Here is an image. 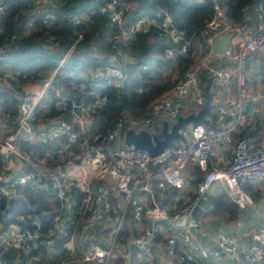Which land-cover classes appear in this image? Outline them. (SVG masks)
<instances>
[{"label":"built area","instance_id":"built-area-1","mask_svg":"<svg viewBox=\"0 0 264 264\" xmlns=\"http://www.w3.org/2000/svg\"><path fill=\"white\" fill-rule=\"evenodd\" d=\"M8 1L0 0V13ZM40 1L48 0H35V4ZM213 1V15L202 28L204 53L181 79L157 94L141 116L122 108L105 134L90 138L85 119L76 113L78 108L88 117L93 107L102 106L106 101L107 87L124 85L128 75L126 64L131 59L122 51V45L134 31L147 32L154 26L157 36H166L172 41L165 48V57L190 55V42L167 12L162 13L160 20L142 16L125 28L121 12L114 10L119 0H110L107 4L111 10L109 22L120 26V30L110 33L111 52L105 62L89 71L93 89L87 92L95 94L94 103L76 101L62 94L57 70L65 61L63 56L55 68L34 82L39 85L38 91L20 94L13 115L0 114L3 162L0 215L7 216V221L0 216V264L9 262L4 255L12 250L16 254L11 264L20 263V253L27 255L23 264L42 259L53 260V264H114L121 258L129 264L131 250L148 256L154 249L156 235L164 232L166 253L180 264L197 262L193 254L180 249L179 239L189 243L193 253L202 258H225L230 264H260L264 260V224L250 231L246 249L239 248L237 240L222 231L215 234L216 247L204 248L190 230L202 224V218L193 216L192 210L213 185L225 182L232 200L239 208H245L254 200L246 186L258 180L263 187L260 200L264 202V136L260 141H252L242 134L255 113L259 112L258 119L264 117V91L252 92L241 71L246 56L255 55L264 61L262 3L246 5L244 19L233 21ZM246 12L253 19L246 17ZM85 17L83 13L73 14L70 22L77 24ZM31 22L32 18L28 25ZM225 34L228 43L218 54L214 41ZM81 37L79 32L74 42ZM17 38L16 33L4 36L0 52ZM219 57L228 62L216 65ZM202 71L228 91L235 74L236 94H228L213 103L218 129L210 130L202 123L188 124L180 132L189 141L165 147L157 155L124 144L127 128L160 133V129L159 132L153 129L156 119L175 121L191 111L197 112L205 101ZM261 82L264 83V74ZM50 90L56 97L53 107L63 110L68 106L71 122L59 114L46 118L37 115L40 100L47 98ZM260 96L261 103L256 105ZM258 126L262 127L260 123ZM63 134L69 140L59 142L47 156H32L20 147L22 141L45 143ZM220 143L231 150L227 164L216 160ZM198 173L201 179L188 195L185 184ZM155 190L160 196L166 190L176 191L178 196L159 203ZM20 203L29 209L49 207L46 211L49 221L42 220L36 212L6 215L12 206ZM127 221L136 230L124 241ZM28 224L34 226L32 230Z\"/></svg>","mask_w":264,"mask_h":264},{"label":"trees","instance_id":"trees-1","mask_svg":"<svg viewBox=\"0 0 264 264\" xmlns=\"http://www.w3.org/2000/svg\"><path fill=\"white\" fill-rule=\"evenodd\" d=\"M110 0H48L46 3L35 0H9L0 13V44L4 36L16 33L18 38L7 45L0 52V109L3 114L13 115L16 112L20 94L24 93V86L34 83L41 76L46 75L56 67L59 60L65 56V61L57 70V77L63 88L62 94L76 101L94 103L95 94L88 93L93 89V80L89 77L90 69L105 62L106 56L111 52L110 33L120 30L116 23L109 22L110 11L107 4ZM224 9L233 21L244 19L243 8L246 5L262 3L264 13V0H215ZM213 0H119L114 10L120 11L124 17L123 27L127 28L142 16L153 17L160 20L162 13L167 12L174 25L184 31V38L190 42V55H179L175 59L165 57V48L171 45L169 37L157 36L155 27L151 26L147 32L134 31L122 45V51L132 55L134 63L126 64L127 78L122 87H107V99L102 106L92 108L88 119L87 135H103L111 126L117 113L123 108L134 114H140L146 104L161 93L166 85L158 84L156 77H162L163 72L177 70L178 76L173 83L181 79L185 71L193 65L204 53L202 28L205 22L213 15ZM85 14L77 24L70 22L73 14ZM32 22L28 25L29 20ZM82 37L77 40V34ZM107 34V37H106ZM98 41L101 42V52H96ZM103 52V53H102ZM159 54L156 57V54ZM228 61L219 57L216 65L222 66ZM209 74L202 71L201 78ZM204 78V79H205ZM155 85V86H154ZM148 86H152L146 93ZM169 87V86H168ZM140 97V100H139ZM56 97L53 91L49 96L40 100L37 115L43 118L53 115H62L69 122L72 114L68 106L63 110L53 107ZM44 111V114H42ZM111 113V114H110ZM40 117V116H39ZM77 139V137H76ZM65 134L49 142L22 141V150L32 156H47L56 149L59 142L68 141ZM179 141H176L178 143ZM0 158V170L2 168ZM201 179L198 174L195 181ZM3 201V200H0ZM213 210L226 209L223 197L210 198ZM3 204L0 205V208ZM49 207L28 208L24 204L12 206L6 215L11 213L36 212L44 221H49L46 211ZM3 221L7 216L0 215ZM128 228L123 240L127 241ZM16 254L15 250L9 251L4 258L11 259ZM27 255L20 253V263L23 264ZM4 260V259H3ZM116 261L114 264H119ZM30 264H53V260H37Z\"/></svg>","mask_w":264,"mask_h":264},{"label":"crops","instance_id":"crops-1","mask_svg":"<svg viewBox=\"0 0 264 264\" xmlns=\"http://www.w3.org/2000/svg\"><path fill=\"white\" fill-rule=\"evenodd\" d=\"M246 17H248L250 20L253 19V16L250 12H246ZM100 47H101V42L98 41V45H96L95 47L97 48L96 52L98 54L99 52H101ZM158 56L159 54H156V57ZM128 57L131 59L130 63L135 62V59L132 55L128 54ZM241 71L244 74L246 84L250 86V90L252 92L258 93L264 91V83L261 82V79L264 74V61H260L258 57L255 55L246 56V58L242 60ZM209 77L212 76H207L206 78L204 77L205 83L207 82ZM158 80L157 82H159ZM156 85H158V83ZM151 87L152 86H148L149 89H146V93H148L151 90L150 89ZM38 90H39V85L35 83H30L24 86L25 92L26 91L35 92ZM210 90L212 91V100H211L212 104L219 99H223L228 94L234 96L237 92L236 83H235V74L232 81L230 82L229 91L226 90V88L222 86V84H219L218 81L213 79V77L210 83ZM261 98L262 96L257 97L256 105H258L259 101L261 103ZM152 100L153 98L146 104L145 109H142L139 112L140 114H136V115L141 116L142 114L146 113ZM0 114H3V111L1 109H0ZM206 117L210 118V121L213 124V126H207L208 129L214 130L219 128V124L214 120L213 117V108L207 111ZM258 117H259V112L255 113L254 119L249 124H247L244 130L242 131V134L252 141H260L263 139L264 136L263 129L259 130L258 128L256 131H254L256 127H259L258 123L255 125V123L258 121ZM164 120H166L169 125L174 122L167 119H156L153 123V129L156 131L158 129H161ZM92 135L93 136L91 137L93 138L95 134ZM177 141L184 143V142H188L189 139L185 138V140H177ZM230 153L231 150L229 146L220 143L218 145V154L216 160L220 164H227L230 160ZM198 174L201 176L200 173ZM198 174L194 179L190 180L188 183L185 184V191L186 193H188V195L194 191L195 184L197 182L195 180ZM246 189L254 200L252 204L246 206L245 208H239L238 205L232 200L225 182L213 185L210 188H208V190L205 192L209 199L210 205L208 208L204 209L199 215L196 216L202 218V224L198 227H191L190 229L191 232L196 236V239L200 243H202L204 248L209 249L216 247L215 234L217 231H222L226 235L233 236L237 240L239 248L246 249L248 247L250 243L249 240L250 231L264 224V202L260 200L263 192V187L260 181L255 180L247 184ZM154 192H155L156 200L159 203L161 202L165 203L173 195H177L176 191H171V190H166V192L162 196L159 195L157 190H155ZM215 195L223 197L224 201L225 199L228 200L227 202H224V206H223V207L226 206V209L224 208L220 210L212 209V203L210 201V198ZM148 196L149 195L147 194V197ZM126 227L130 232L133 231L135 232L136 230L132 227L130 221H127ZM164 233L156 235L153 244L154 249L152 253L149 254L148 256L142 255L136 249L131 250L129 264H180L166 253L165 250L166 243H165ZM178 243L180 249L183 252L193 254V256L196 258L197 264H230L229 260L225 258H220V259L202 258L197 253L195 254L193 253L191 245L189 243H183L181 239L178 240ZM118 261H121L119 264H125V261L122 258L119 259ZM260 264H264V260Z\"/></svg>","mask_w":264,"mask_h":264},{"label":"water","instance_id":"water-1","mask_svg":"<svg viewBox=\"0 0 264 264\" xmlns=\"http://www.w3.org/2000/svg\"><path fill=\"white\" fill-rule=\"evenodd\" d=\"M106 11H110V9H106ZM228 39V35L226 34L215 39L214 50L216 53L221 54L224 51V48L228 43ZM211 80L212 77H209L207 82L204 84L205 101L203 106L197 112H191L187 115L179 116L170 125L166 120H164L160 133L150 132L147 129H140L136 131L134 128H127L124 131V144L132 146L135 149L145 150L150 155H157L165 147L174 145L177 140H185V137L182 135L180 130L186 125L202 123L205 126H213L210 118L206 117L207 111L213 106L211 102L212 91L210 90ZM76 113L82 116L86 123H88V119L78 110V108H76ZM70 139H72V137H70ZM209 205L210 202L207 194L204 193L195 204L192 210V215H199L204 209L208 208ZM28 227L32 230L34 226L32 224H28Z\"/></svg>","mask_w":264,"mask_h":264},{"label":"rangeland","instance_id":"rangeland-1","mask_svg":"<svg viewBox=\"0 0 264 264\" xmlns=\"http://www.w3.org/2000/svg\"><path fill=\"white\" fill-rule=\"evenodd\" d=\"M178 71L177 70H170L169 71V73H167L166 71H164L163 72V76L162 77H156V82H157V80L159 81L158 82V84H164V85H166L167 86V88H168V86L169 87H171L174 83H173V81L175 80V78H177V76H178ZM39 108V107H38ZM42 114H44V111H43V113ZM38 116H40L41 118H43L41 115H38ZM259 121L258 122H256L255 123V125L257 124V123H260L261 125H262V127L260 126V127H256L255 128V130L254 131H256L258 128H259V130H262L263 128H264V117H262L261 119H258ZM40 122V121H39ZM257 136H259V135H257ZM130 233V231H128L127 232V234H129Z\"/></svg>","mask_w":264,"mask_h":264}]
</instances>
